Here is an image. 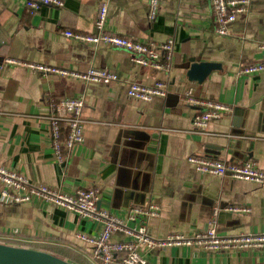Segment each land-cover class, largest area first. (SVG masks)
<instances>
[{"label": "crops", "instance_id": "1", "mask_svg": "<svg viewBox=\"0 0 264 264\" xmlns=\"http://www.w3.org/2000/svg\"><path fill=\"white\" fill-rule=\"evenodd\" d=\"M63 1L61 7L43 5L31 13L25 0H0V164L63 191L97 186L99 206L124 219L134 206L157 203L159 217L137 219L156 237L200 232L212 220L222 236L264 232V183L202 173L189 161L192 155L236 162L253 158L264 169V72H239L243 65L264 61V0H252L227 35L214 31L210 0H161L154 20L145 0ZM104 2L108 30L147 42L173 38L172 66L137 65L125 49L63 35L68 28L97 32ZM8 58L75 71L106 68L119 78L110 84L84 82L9 63ZM191 59L220 68L201 83L190 81L185 66ZM157 80L167 83L169 96L148 103L129 96V83ZM189 87L195 97L225 103L231 111L197 132L193 117L203 106L187 103ZM48 93L55 100H85V142L65 151L62 163L46 118ZM234 206L249 210L233 211ZM101 230L100 222L49 203L0 200V240L66 247L94 264L91 245L77 233L98 235ZM123 236L117 231L113 239ZM41 249L74 262L64 252ZM141 250L147 264H264V251Z\"/></svg>", "mask_w": 264, "mask_h": 264}, {"label": "built area", "instance_id": "2", "mask_svg": "<svg viewBox=\"0 0 264 264\" xmlns=\"http://www.w3.org/2000/svg\"><path fill=\"white\" fill-rule=\"evenodd\" d=\"M149 5L148 16L151 20L157 18L161 0H145ZM252 0H210L214 13V31L220 35L230 32L231 24L249 11ZM28 11L36 12L43 5L61 7L63 0H25ZM108 3L101 4L95 33H83L72 29H64L63 35L68 38L92 45H108L114 48L125 49L133 56L137 65L152 69H169L173 63L176 43L173 38L165 42H147L142 39L125 37L114 33L107 28ZM264 50V44L260 45ZM9 63L27 66L44 74H59L84 82L110 84L116 81L118 75L106 68L92 67L87 71L69 70L58 66H49L36 63H26L17 59L8 58ZM241 74L264 72V61L243 65ZM128 94L132 99L148 103L154 97H166L168 85L163 80L153 84L139 82L129 83ZM186 101L190 104L201 105L203 110L196 112L193 125L197 132L203 133L211 120L219 117L223 111H231V106L213 100H204L195 97L193 87L186 91ZM48 114L46 118L50 124L52 145L59 163L65 161V151H72L85 142L82 111L85 105L83 97L60 98L55 100L48 93ZM196 168L202 172L219 177H230L244 181L264 183V169H261L253 158L242 162L223 160L220 158L192 155L189 157ZM0 200L9 203L37 202L49 203L66 210L74 211L80 216L102 224L98 235L77 233V238L91 245V255L94 264H147L148 260L142 253L141 247L148 251L156 248L191 247L205 252L238 253L240 251H264V232L240 233L222 236L218 234L215 221L212 220L206 230L195 233H171L165 237L153 236L145 224L137 223L138 217L156 218L160 216V206L150 203L147 206H134L127 219L112 214L109 210L99 206L100 188L89 186L63 191L44 182L30 179L24 173L0 164ZM233 211H247L248 207L234 206ZM129 221L136 222L132 226ZM122 232L123 237L114 240L115 232Z\"/></svg>", "mask_w": 264, "mask_h": 264}, {"label": "water", "instance_id": "3", "mask_svg": "<svg viewBox=\"0 0 264 264\" xmlns=\"http://www.w3.org/2000/svg\"><path fill=\"white\" fill-rule=\"evenodd\" d=\"M185 76L190 81L203 82L220 65L213 62H197L191 59L185 66ZM171 94V93H170ZM168 93V96L170 95ZM0 264H77L46 250L15 245L0 241Z\"/></svg>", "mask_w": 264, "mask_h": 264}, {"label": "trees", "instance_id": "4", "mask_svg": "<svg viewBox=\"0 0 264 264\" xmlns=\"http://www.w3.org/2000/svg\"><path fill=\"white\" fill-rule=\"evenodd\" d=\"M1 242L15 244V245H22V246H31L35 248H46L51 251L55 252H64L67 254L68 258L73 260L76 263L79 264H92L87 261V259L81 257L76 251L69 250L68 248H61L56 245L52 244H44V243H26L24 241H18V240H0ZM46 246V247H44Z\"/></svg>", "mask_w": 264, "mask_h": 264}]
</instances>
